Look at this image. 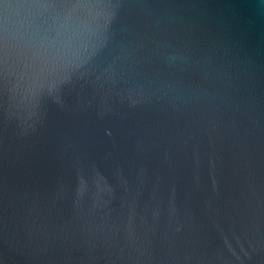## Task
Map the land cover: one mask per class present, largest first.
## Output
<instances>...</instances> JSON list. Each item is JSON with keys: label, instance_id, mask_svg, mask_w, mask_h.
Masks as SVG:
<instances>
[{"label": "water", "instance_id": "95a60500", "mask_svg": "<svg viewBox=\"0 0 264 264\" xmlns=\"http://www.w3.org/2000/svg\"><path fill=\"white\" fill-rule=\"evenodd\" d=\"M0 264H264V0H0Z\"/></svg>", "mask_w": 264, "mask_h": 264}]
</instances>
